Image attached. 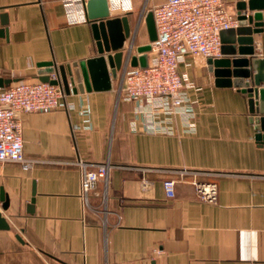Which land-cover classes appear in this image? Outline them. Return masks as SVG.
<instances>
[{"label": "crops", "instance_id": "obj_1", "mask_svg": "<svg viewBox=\"0 0 264 264\" xmlns=\"http://www.w3.org/2000/svg\"><path fill=\"white\" fill-rule=\"evenodd\" d=\"M244 1L226 0L237 14ZM133 12L112 16H128L138 38ZM3 14L9 17L0 25L4 87L41 81L43 63L67 70L99 55L88 13L87 22L72 24L65 0H0ZM239 30L223 33V47ZM254 39L255 57L264 58V32ZM143 45L134 41L132 55ZM180 72L192 86L191 132L180 115L170 123L174 134L146 132L135 103L120 96L124 70L111 91L75 93L61 82L66 97L59 109L23 115L25 154L37 163L31 170L0 163L11 226L0 230V264H264V141L257 139L250 98L218 87L199 54L188 55ZM85 103L93 129L76 130ZM78 159L111 164L108 183L100 181L87 203ZM184 170L190 173L168 199L164 180H179ZM194 179L216 183L218 200H201Z\"/></svg>", "mask_w": 264, "mask_h": 264}, {"label": "built area", "instance_id": "obj_2", "mask_svg": "<svg viewBox=\"0 0 264 264\" xmlns=\"http://www.w3.org/2000/svg\"><path fill=\"white\" fill-rule=\"evenodd\" d=\"M89 0H65L68 18L72 24L88 21ZM151 0H145V10ZM110 12L127 14L134 11V0H108ZM158 38L152 43L148 54L147 68L131 67L130 59L134 44L127 46L129 59L124 67L120 96L136 105V121L140 120L144 130L153 134H174L171 121L180 115L186 121L187 131H193L195 118L193 103L188 89L192 87L180 72V65L188 55L199 54L206 60L223 56L222 35L240 26V14L232 12L226 0H166L153 5ZM51 79L58 80L54 74ZM72 87V86H71ZM66 97L61 84L50 82H19L9 87L0 86V163L16 162L25 170H31L37 163L28 159L24 150L22 117L28 113H42L57 110ZM70 111L75 104H68ZM91 105L85 103L80 114L84 124L76 130H92ZM80 171L81 197L88 202L100 181H109L111 164L90 163L78 159L74 163ZM190 171L181 172L180 179L167 178L163 186L168 199L176 197L177 184L184 181ZM199 198L214 203L218 200L216 183L191 181Z\"/></svg>", "mask_w": 264, "mask_h": 264}, {"label": "water", "instance_id": "obj_3", "mask_svg": "<svg viewBox=\"0 0 264 264\" xmlns=\"http://www.w3.org/2000/svg\"><path fill=\"white\" fill-rule=\"evenodd\" d=\"M240 30L236 39L223 47V55L219 59H209V70L215 75L218 87H235L247 94L253 117L252 122L258 133L257 139L264 141V58L255 57L254 35L264 32V0H248L238 5ZM87 13L94 38L97 42L98 56L82 62L69 64L67 70L57 68L54 63H43L40 66V80L52 84L67 81L75 93L92 91H111L113 81L119 79V73L129 59L131 50L127 51V42L132 37V27L128 16L114 17L108 0H89ZM149 42L138 47V54L131 56L132 67L147 68L148 54L152 51V43L158 38L153 12L145 19ZM9 17L0 15V25L7 26ZM4 31L1 29L0 34ZM51 74L58 75V80L51 79ZM0 86L4 87L3 81ZM0 230H11V226L3 214L9 208V197L4 189L0 191ZM34 202V200H33ZM23 241L20 235H17Z\"/></svg>", "mask_w": 264, "mask_h": 264}, {"label": "rangeland", "instance_id": "obj_4", "mask_svg": "<svg viewBox=\"0 0 264 264\" xmlns=\"http://www.w3.org/2000/svg\"><path fill=\"white\" fill-rule=\"evenodd\" d=\"M134 4H136V7L134 8L135 10L133 12V15L135 16L137 23L139 24V26L137 27L138 29H137V33H136L138 35L137 36L138 38H135L136 36L133 35L130 39L131 42L129 40V44L130 43L134 44V41L139 42V43L141 42L143 44H147L149 42V36H148V31H147L145 19H146L147 14L149 12H151L153 5L150 4L147 7V10H145V5H146L145 0H134ZM139 37H141L140 41H139ZM135 39H137V40H135ZM222 41H223V35H222Z\"/></svg>", "mask_w": 264, "mask_h": 264}]
</instances>
